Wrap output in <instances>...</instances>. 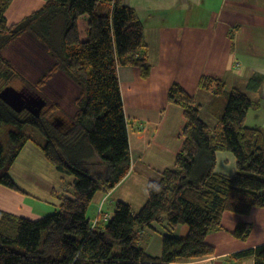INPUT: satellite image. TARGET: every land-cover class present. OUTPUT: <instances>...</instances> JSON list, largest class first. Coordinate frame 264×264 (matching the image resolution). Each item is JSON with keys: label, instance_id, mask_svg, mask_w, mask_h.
<instances>
[{"label": "trees", "instance_id": "16d2710c", "mask_svg": "<svg viewBox=\"0 0 264 264\" xmlns=\"http://www.w3.org/2000/svg\"><path fill=\"white\" fill-rule=\"evenodd\" d=\"M11 2L0 0V81L5 85L0 89L21 80L23 88L38 93L62 73L78 95L72 121L63 127L42 114L16 113L0 100V185L20 191L10 169L27 144L58 174L72 179L66 193L51 192L58 201L52 214L29 220L0 211V264L182 263L214 254L205 238L222 230L225 212L247 216L253 208L264 209V133L245 124L253 102L232 89L212 129L201 119L195 98L173 84L167 101L181 107L185 119L174 168L148 183L147 199L138 212L118 201L106 222L92 225L87 211L95 194L113 190L130 168L117 68L138 67L143 78L148 76L143 27L123 0H46L41 9L9 25L5 11ZM82 17L87 18L84 40L78 30ZM25 38L29 49L38 45L52 61L34 83L25 81L3 56L6 48ZM257 82L252 79L247 89L253 90ZM198 87L225 93L224 83L212 76H201ZM220 151L234 157L232 176L214 171ZM164 220L169 228L186 226L188 234L163 236L161 256L153 258L139 245L141 234ZM250 232L251 225L241 222L232 235L245 241ZM233 257L264 264V245Z\"/></svg>", "mask_w": 264, "mask_h": 264}, {"label": "crops", "instance_id": "0c3cea01", "mask_svg": "<svg viewBox=\"0 0 264 264\" xmlns=\"http://www.w3.org/2000/svg\"><path fill=\"white\" fill-rule=\"evenodd\" d=\"M123 1L135 11L143 27L149 74L143 78L141 70L134 66L117 68L130 168L113 190L95 194L87 211L91 221L101 220L103 215L109 217L118 201L138 212L147 199L148 183L158 182L163 171L174 168L175 157L184 141L181 132L185 119L183 109L167 101L173 84L195 98L200 105L201 119L212 129L217 126L216 114L226 103L229 92L239 89L253 102L245 124L264 133V0ZM44 4V0H12L5 11L7 24L20 22ZM81 20L78 21L79 36L85 39L87 21ZM80 22L84 38L80 34ZM204 75L221 80L225 93L215 95L199 89V79ZM254 78L258 79L255 88L247 89ZM25 155L44 160L41 152L30 144L17 160ZM215 160L216 173L226 176L235 173V160L229 152H217ZM11 169L10 176L20 191L0 186V211L18 217L29 220L44 217L51 211L49 204L52 208L58 206L51 192L63 194L71 188L72 179L59 174V185L48 184L44 196L29 188L35 186L32 180L44 187L47 181L40 174L26 165L23 176L29 184L24 188ZM241 222L251 225L245 241L232 235ZM221 225L222 230L205 238L214 248L212 256L174 264H254L252 258L237 259L233 255L264 245V209L253 208L247 216L225 212ZM187 234L186 226L169 228L164 220L143 230L139 245L148 256L159 258L163 236L185 238Z\"/></svg>", "mask_w": 264, "mask_h": 264}, {"label": "rangeland", "instance_id": "374dc122", "mask_svg": "<svg viewBox=\"0 0 264 264\" xmlns=\"http://www.w3.org/2000/svg\"><path fill=\"white\" fill-rule=\"evenodd\" d=\"M44 1L46 2V0ZM84 18L85 17H82L81 21H84ZM81 24L82 22H80V34L84 38ZM30 46H33L32 50L29 49V40L27 38L22 39L6 48L3 52V56L13 64L19 74L21 73L23 75L26 79L25 81L34 83L44 73L47 67L51 65L52 61L47 57L41 47L38 45L34 46L33 44H30ZM1 85H3V87L5 86L2 81H0V86ZM8 87L23 91V95L27 99L29 98L28 94L34 93L32 88H23L21 80H14ZM2 89H0V91ZM37 94L48 103L46 111L42 113V117H44L46 121L51 123L55 118L65 123H70L72 121L75 112L74 100L78 95V89L64 74L57 73ZM38 141H40V137H38ZM26 165L47 181L42 188L39 182L32 180L36 187H29L31 190L46 196L45 192L48 184L56 182L57 186L59 185V174L46 160L41 162L39 159L36 160L35 157L25 155L22 159L19 158L11 169V171L24 183V188H27L29 184L23 176ZM52 202L57 204V201L54 199H52ZM49 205L51 211L44 216L52 214L56 208V206L52 208V204Z\"/></svg>", "mask_w": 264, "mask_h": 264}, {"label": "water", "instance_id": "95a60500", "mask_svg": "<svg viewBox=\"0 0 264 264\" xmlns=\"http://www.w3.org/2000/svg\"><path fill=\"white\" fill-rule=\"evenodd\" d=\"M23 94L21 90L18 91L12 87H5L0 91V100L16 113L27 111L32 116L39 117L41 108L45 106V102L40 100L32 105L27 104Z\"/></svg>", "mask_w": 264, "mask_h": 264}, {"label": "flooded vegetation", "instance_id": "af4514ba", "mask_svg": "<svg viewBox=\"0 0 264 264\" xmlns=\"http://www.w3.org/2000/svg\"><path fill=\"white\" fill-rule=\"evenodd\" d=\"M28 97L29 98L28 99L26 98V101L25 102L27 104H30V105L34 104L37 101L43 100L45 102V106L41 108L40 114H42V113H44V111H46V109L48 107L47 106L48 103L39 94H37V93H30V94H28ZM23 112H27V111H23ZM53 122H54L55 125H57L59 127H63L66 124L65 122H63L62 120L57 119V118H55Z\"/></svg>", "mask_w": 264, "mask_h": 264}, {"label": "built area", "instance_id": "2783aa9c", "mask_svg": "<svg viewBox=\"0 0 264 264\" xmlns=\"http://www.w3.org/2000/svg\"><path fill=\"white\" fill-rule=\"evenodd\" d=\"M108 219H109V217H108L107 215H103V216H102V221H103V222H106ZM96 221H97V220L92 221V225H95V224H96Z\"/></svg>", "mask_w": 264, "mask_h": 264}]
</instances>
